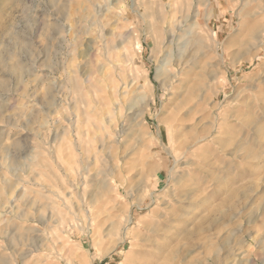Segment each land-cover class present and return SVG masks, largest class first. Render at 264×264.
Wrapping results in <instances>:
<instances>
[{"label": "rangeland", "instance_id": "374dc122", "mask_svg": "<svg viewBox=\"0 0 264 264\" xmlns=\"http://www.w3.org/2000/svg\"><path fill=\"white\" fill-rule=\"evenodd\" d=\"M262 35L264 0H0V264H264Z\"/></svg>", "mask_w": 264, "mask_h": 264}, {"label": "bare ground", "instance_id": "6f19581e", "mask_svg": "<svg viewBox=\"0 0 264 264\" xmlns=\"http://www.w3.org/2000/svg\"><path fill=\"white\" fill-rule=\"evenodd\" d=\"M100 21V20H99ZM59 22H60V20H59ZM61 23V22H60ZM93 23V22H92ZM93 25H95V22H94V24ZM90 30V29H89ZM254 30H255V26H253V27H251L250 28V35L253 37V35H254ZM68 31V30H67ZM85 32V31H84ZM262 39H259V40H261V42H263V39H264V35H262V37H261ZM94 54H95V52H94V50H93V48L92 47H89V45L87 46V53H86V55H85V57L86 58H88V59H91L93 56H94ZM121 57V54L119 53L118 55H117V58H120ZM120 63H124V61H119ZM18 69H19V67H18ZM115 70V69H114ZM116 72V71H115ZM112 77H114V76H112ZM125 77L126 76H124L122 73L119 75V78H120V80H125ZM109 78H110V76H106L103 80H102V82L103 83H107L108 81H109ZM117 79V78H116ZM112 80V79H111ZM172 81H173V79H172ZM173 84V82L170 84V86ZM101 86V85H100ZM102 87V86H101ZM77 88V87H76ZM173 88V87H172ZM171 88V89H172ZM82 96V95H81ZM79 97H80V95H79ZM82 100H83V98H82ZM147 102V101H146ZM143 107H149V102L148 103H146V106H143ZM140 108L139 110H137L129 119V121L123 126V131H122V133H124V136H130V134H128V133H126V131H131L132 130V125L134 124V122H135V120H136V118H138V117H141V116H143L144 115V113H143V109L144 108ZM145 108V109H146ZM79 115V114H78ZM122 117V116H121ZM67 120H70V119H67ZM219 121L220 120H218V122L217 121H215V123H214V128H218V126H219ZM130 122V123H129ZM124 123V122H123ZM129 123V124H128ZM127 127V128H126ZM125 128H126V130H125ZM71 129V128H70ZM173 128H172V125L170 126V130H172ZM120 133V132H119ZM118 133V134H119ZM121 133V134H122ZM90 134V133H89ZM90 136V135H89ZM127 137V138H128ZM124 139V138H123ZM122 141V140H121ZM126 141V140H125ZM192 147H194V146H191L190 148H192ZM190 148H188L187 147V151H190ZM179 169H182V166L181 165H179L178 163L175 165V167L172 169V170H170V177H171V179L172 180H178V182H181L185 177H186V174H185V172H181V171H179ZM132 221V219L131 218H128L127 219V222H126V224L127 225H130V222ZM128 231V227H126L125 228V230L123 231V234H122V237H121V240L123 241V240H127V239H129V235H130V233H128L127 232ZM159 250V249H158ZM138 259H139V255L137 256V257H135V258H129V259H127L126 260V264H139V263H137L138 262Z\"/></svg>", "mask_w": 264, "mask_h": 264}]
</instances>
